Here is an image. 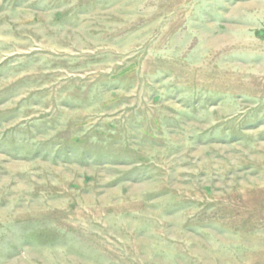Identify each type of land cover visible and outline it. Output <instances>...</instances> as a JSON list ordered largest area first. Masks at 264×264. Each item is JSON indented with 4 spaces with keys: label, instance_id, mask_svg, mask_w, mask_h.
Returning <instances> with one entry per match:
<instances>
[{
    "label": "rangeland",
    "instance_id": "1",
    "mask_svg": "<svg viewBox=\"0 0 264 264\" xmlns=\"http://www.w3.org/2000/svg\"><path fill=\"white\" fill-rule=\"evenodd\" d=\"M0 264H264V0H0Z\"/></svg>",
    "mask_w": 264,
    "mask_h": 264
}]
</instances>
